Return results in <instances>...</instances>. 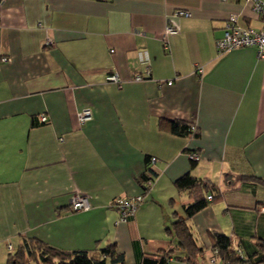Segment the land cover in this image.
I'll list each match as a JSON object with an SVG mask.
<instances>
[{"label":"crops","instance_id":"obj_1","mask_svg":"<svg viewBox=\"0 0 264 264\" xmlns=\"http://www.w3.org/2000/svg\"><path fill=\"white\" fill-rule=\"evenodd\" d=\"M175 8L190 16L172 18L178 31L164 47ZM230 14L261 24L246 0H0V263L21 237H37L69 251L111 244L135 264L175 246L174 214L203 249L197 264L212 232L261 257L264 185L239 176L264 180V57L254 45L217 51ZM84 107L92 117L80 123ZM160 118L194 132H170ZM147 167L156 175L144 188ZM186 172L215 187L190 217L193 195L174 184ZM74 192L89 196L88 209L70 210ZM135 194L143 202L119 220L110 203Z\"/></svg>","mask_w":264,"mask_h":264},{"label":"trees","instance_id":"obj_2","mask_svg":"<svg viewBox=\"0 0 264 264\" xmlns=\"http://www.w3.org/2000/svg\"><path fill=\"white\" fill-rule=\"evenodd\" d=\"M158 125L170 132L177 134H185L194 132L191 126L175 119L160 118ZM151 177L154 180L156 173L147 167ZM145 172L142 174V182L144 188L149 186L144 185V181L149 177ZM240 179H253L264 185V180L255 176L240 175ZM177 189H187L193 195V201L184 207V213L190 217L202 208H204L208 200L205 197L207 192L212 193L215 190L208 179L196 177L189 172L179 176L174 181ZM217 196V195H216ZM211 194V198H214ZM172 220L166 231L171 232L177 239L175 246H170L167 249H159L156 253L143 255L139 262L135 264H168L172 259H179L190 264H197L196 256L203 251L202 247L198 246L192 237L191 233L183 228L184 218L173 215ZM213 242L207 248V251L217 250V255L228 261L229 264H263L264 263V238H257L256 245L263 251L261 257L251 259L245 253L241 245L233 241L229 236L218 232H212ZM176 246H180L185 250L183 256L174 254ZM206 251V250H205ZM241 251V252H240ZM0 264H125L123 257L115 250L114 245H106L97 248L91 252L87 250H64L55 248L47 244L37 237H21L14 250L10 251L5 261ZM205 264V262L203 263Z\"/></svg>","mask_w":264,"mask_h":264},{"label":"built area","instance_id":"obj_3","mask_svg":"<svg viewBox=\"0 0 264 264\" xmlns=\"http://www.w3.org/2000/svg\"><path fill=\"white\" fill-rule=\"evenodd\" d=\"M250 2L252 10L257 19L260 21L259 27L253 26H244L238 23L236 14H230L224 22L223 35L216 39L215 46L218 52L229 51L235 47L254 45L256 46L257 56L264 57V0H246ZM179 16H190V11L184 8H175L171 12V18L166 22L164 28L163 36V46L166 47L168 44V37L171 34H174L178 31L176 25L173 22V17ZM137 57L140 62L145 64V71L148 73V53L146 50H138ZM3 61H6L8 58L3 56L1 58ZM201 69L198 68V71ZM143 76L141 74H136L134 76L135 80H141ZM108 81L119 82V77L116 72L109 73L106 76ZM170 80H168V83ZM92 117V112L89 107H84L78 112V121L83 123L86 120H89ZM38 119L42 122L46 120V115L44 113L38 114ZM194 126H191V129L194 130ZM189 156L192 160H197L199 158L198 153L190 152ZM154 157H151L150 160L154 161ZM146 174L149 176L145 181V186H150L153 183V178L151 177L150 171L146 170ZM211 198V194L208 195V199ZM143 202L142 194H135L132 196H117L110 203L111 207H114L118 212V219L124 220L128 215H131L135 212L139 204ZM90 207L89 196L86 194H81L74 192L69 200V208L72 211L85 210ZM264 212V206L260 208ZM241 252V251H240ZM205 264H229L228 261L224 260L222 257L217 255V250L210 251L208 250L205 256Z\"/></svg>","mask_w":264,"mask_h":264},{"label":"rangeland","instance_id":"obj_4","mask_svg":"<svg viewBox=\"0 0 264 264\" xmlns=\"http://www.w3.org/2000/svg\"><path fill=\"white\" fill-rule=\"evenodd\" d=\"M171 264V263H170Z\"/></svg>","mask_w":264,"mask_h":264},{"label":"water","instance_id":"obj_5","mask_svg":"<svg viewBox=\"0 0 264 264\" xmlns=\"http://www.w3.org/2000/svg\"><path fill=\"white\" fill-rule=\"evenodd\" d=\"M264 264V263H263Z\"/></svg>","mask_w":264,"mask_h":264}]
</instances>
